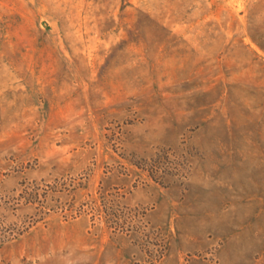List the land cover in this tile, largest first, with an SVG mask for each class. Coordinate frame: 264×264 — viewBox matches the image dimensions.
Masks as SVG:
<instances>
[{
  "label": "rangeland",
  "instance_id": "obj_1",
  "mask_svg": "<svg viewBox=\"0 0 264 264\" xmlns=\"http://www.w3.org/2000/svg\"><path fill=\"white\" fill-rule=\"evenodd\" d=\"M0 264H264V0H0Z\"/></svg>",
  "mask_w": 264,
  "mask_h": 264
}]
</instances>
